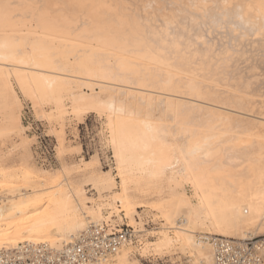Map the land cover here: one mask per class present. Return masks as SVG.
I'll return each mask as SVG.
<instances>
[{"label":"bare ground","instance_id":"obj_1","mask_svg":"<svg viewBox=\"0 0 264 264\" xmlns=\"http://www.w3.org/2000/svg\"><path fill=\"white\" fill-rule=\"evenodd\" d=\"M0 173V264H264V0H0Z\"/></svg>","mask_w":264,"mask_h":264},{"label":"rangeland","instance_id":"obj_2","mask_svg":"<svg viewBox=\"0 0 264 264\" xmlns=\"http://www.w3.org/2000/svg\"><path fill=\"white\" fill-rule=\"evenodd\" d=\"M42 37H44L45 39H49V40H52V41H61V42H64L63 39L61 38H58V37H55V36H48V35H41ZM23 94V93H22ZM22 94L19 92L18 93V96L19 97V101L22 103L23 105V108H24V114L26 115L27 114V117L29 118L30 117V108L32 107L31 103L30 105H28L27 103V98H29V96L25 93V98L22 96ZM21 95V97H20ZM31 97V95H30ZM30 99V98H29ZM29 101V100H28ZM25 106V107H24ZM28 107V108H27ZM86 122L89 124V127L88 129H81L80 128V138L85 142V141H92V144H93V149L96 150L98 153H99V157L101 158V163H102V167L104 169H108V167L112 166V164H114V160H115V157H118L117 156V149L115 150L116 148V144H115V140H113V136H107L110 135L108 133V131L106 132V129L103 128L104 126L98 121L96 120L93 116L89 117ZM97 123V124H96ZM34 128H36L34 125H33ZM40 129V128H39ZM36 128V133L38 134V136L40 138H42V132L43 129H41V131ZM98 130V131H97ZM101 130V132H100ZM103 131V132H102ZM105 131V132H104ZM41 135H40V134ZM87 133H88V136H87ZM99 133V134H98ZM106 133V134H105ZM104 134V136H103ZM102 136V137H101ZM90 139V140H89ZM100 139V140H99ZM103 143H102V142ZM114 141V143H113ZM101 143V144H100ZM107 143V144H106ZM103 144V145H102ZM105 144V145H104ZM46 147V142L41 139L40 141V147L43 148ZM106 148H105V147ZM108 148L110 149L111 151V156H107L106 155V152L108 150ZM44 149V148H43ZM113 151H116V153L114 154ZM50 159V157H48ZM51 161V159H50ZM139 210V209H138Z\"/></svg>","mask_w":264,"mask_h":264},{"label":"snow or ice","instance_id":"obj_3","mask_svg":"<svg viewBox=\"0 0 264 264\" xmlns=\"http://www.w3.org/2000/svg\"><path fill=\"white\" fill-rule=\"evenodd\" d=\"M0 175H3V173H0ZM4 186L5 185L3 183H0V189H2ZM43 203H44L43 200L30 201L28 205L20 207L17 210L23 213L26 207H32L34 205L43 204ZM64 207L65 210H67L69 205L65 204ZM58 211H59L58 208H44L42 213L41 212L35 213L34 216L28 218L27 222L33 223V227L48 223H51L54 226H58L61 223V220L57 215ZM9 226L11 227V224Z\"/></svg>","mask_w":264,"mask_h":264},{"label":"built area","instance_id":"obj_4","mask_svg":"<svg viewBox=\"0 0 264 264\" xmlns=\"http://www.w3.org/2000/svg\"><path fill=\"white\" fill-rule=\"evenodd\" d=\"M248 246H251L248 243ZM220 251L216 258V264H243L244 262L238 257V246H230L227 243L220 245ZM224 251V255L223 252Z\"/></svg>","mask_w":264,"mask_h":264},{"label":"flooded vegetation","instance_id":"obj_5","mask_svg":"<svg viewBox=\"0 0 264 264\" xmlns=\"http://www.w3.org/2000/svg\"><path fill=\"white\" fill-rule=\"evenodd\" d=\"M85 126H86V127H85ZM88 127H89V124H88L87 122H85L84 125H82L80 128H81V129H84V128H85V129H88ZM80 128H79V129H80ZM106 155L109 156V157L111 156V151H110L109 148H108V150H107V152H106Z\"/></svg>","mask_w":264,"mask_h":264}]
</instances>
